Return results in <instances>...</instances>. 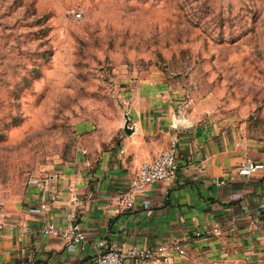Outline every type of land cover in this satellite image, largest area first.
I'll return each instance as SVG.
<instances>
[{"label":"rangeland","instance_id":"obj_1","mask_svg":"<svg viewBox=\"0 0 264 264\" xmlns=\"http://www.w3.org/2000/svg\"><path fill=\"white\" fill-rule=\"evenodd\" d=\"M138 86L264 148V0H0V208L120 147Z\"/></svg>","mask_w":264,"mask_h":264},{"label":"crops","instance_id":"obj_2","mask_svg":"<svg viewBox=\"0 0 264 264\" xmlns=\"http://www.w3.org/2000/svg\"><path fill=\"white\" fill-rule=\"evenodd\" d=\"M131 100L120 147L104 150L97 162L90 155L66 162L34 179L23 203L1 208L0 264H95L99 239L105 248L181 240L186 253L175 254L172 264H264V148L190 116L186 100L157 94L153 86H138ZM172 139L178 142L177 177L147 185L133 208H121L117 195L129 188L141 162ZM248 157L263 163L249 175L242 169ZM70 207L87 233L83 245L41 231L45 221L62 222Z\"/></svg>","mask_w":264,"mask_h":264},{"label":"built area","instance_id":"obj_3","mask_svg":"<svg viewBox=\"0 0 264 264\" xmlns=\"http://www.w3.org/2000/svg\"><path fill=\"white\" fill-rule=\"evenodd\" d=\"M262 166L263 163L256 162L252 157H248L242 164V169L249 175ZM178 170V142L177 139H172L169 147L141 162L135 176L131 179L129 188L117 195L120 207L133 208L138 192L151 183L174 180L177 177ZM46 206L45 203L41 204L42 208H46ZM259 206L264 209V193L260 196ZM0 226H3L1 220ZM41 231L46 234L62 236L66 241L75 244L83 245L87 241V233L83 228L78 211L73 207L66 211L62 222L45 221L41 225ZM202 234L203 231H196V235ZM97 246L99 251L95 257V264H126L128 259L135 261L153 259L172 264L174 263L175 254L186 253L185 244L181 240L164 241L155 247L132 245L127 248L120 246L105 248L107 246L106 241L99 239Z\"/></svg>","mask_w":264,"mask_h":264},{"label":"water","instance_id":"obj_4","mask_svg":"<svg viewBox=\"0 0 264 264\" xmlns=\"http://www.w3.org/2000/svg\"><path fill=\"white\" fill-rule=\"evenodd\" d=\"M126 129H129L128 124L126 125Z\"/></svg>","mask_w":264,"mask_h":264}]
</instances>
